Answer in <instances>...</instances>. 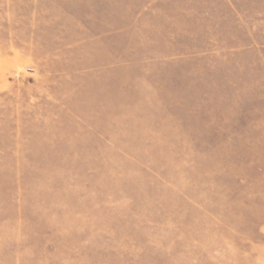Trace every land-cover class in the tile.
I'll return each instance as SVG.
<instances>
[{"label":"rangeland","instance_id":"374dc122","mask_svg":"<svg viewBox=\"0 0 264 264\" xmlns=\"http://www.w3.org/2000/svg\"><path fill=\"white\" fill-rule=\"evenodd\" d=\"M0 264H264V0H0Z\"/></svg>","mask_w":264,"mask_h":264},{"label":"crops","instance_id":"0c3cea01","mask_svg":"<svg viewBox=\"0 0 264 264\" xmlns=\"http://www.w3.org/2000/svg\"><path fill=\"white\" fill-rule=\"evenodd\" d=\"M77 46H81V45H77ZM60 71H64L63 69H61ZM59 75V74H58Z\"/></svg>","mask_w":264,"mask_h":264}]
</instances>
